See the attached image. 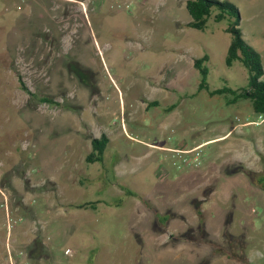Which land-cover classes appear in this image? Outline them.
Wrapping results in <instances>:
<instances>
[{"label":"rangeland","instance_id":"obj_1","mask_svg":"<svg viewBox=\"0 0 264 264\" xmlns=\"http://www.w3.org/2000/svg\"><path fill=\"white\" fill-rule=\"evenodd\" d=\"M229 2L264 63V0ZM186 3L0 0V226L22 217L0 232V264H264V122L249 101L197 91L204 55L211 89L249 73L226 63L229 21L192 29ZM152 96L160 113L145 110ZM176 103L170 143L204 157L184 175L149 127ZM103 134L104 161L86 162Z\"/></svg>","mask_w":264,"mask_h":264},{"label":"trees","instance_id":"obj_2","mask_svg":"<svg viewBox=\"0 0 264 264\" xmlns=\"http://www.w3.org/2000/svg\"><path fill=\"white\" fill-rule=\"evenodd\" d=\"M186 7L192 20L187 24L192 29L203 31L207 29L210 19L215 22L229 21L227 32L232 36L230 48L227 52L226 63L229 68L233 67L236 62H241L249 73V83L247 86L232 89L227 86L211 89L209 86V55H204L194 62V68L201 75V82L198 85V92L207 91L210 96H226L229 101L228 105L236 104L241 100L251 102V107L255 114L264 115V63L262 55L251 46L243 37L242 29L240 27L241 16L239 8L229 2V0H187ZM21 87L29 95L38 97L31 92L22 80H20ZM49 105H60V102L50 97H41L39 99ZM160 106L159 101L148 102V107ZM178 107V103L171 104L167 107L165 112H174ZM92 151L86 157L88 163H101L104 161V155L110 144V138L107 134L101 137H94L91 140ZM259 183L264 188V178H259ZM126 194L136 197L137 195L132 190H127ZM97 203H84L73 205L78 209L97 208Z\"/></svg>","mask_w":264,"mask_h":264},{"label":"crops","instance_id":"obj_3","mask_svg":"<svg viewBox=\"0 0 264 264\" xmlns=\"http://www.w3.org/2000/svg\"><path fill=\"white\" fill-rule=\"evenodd\" d=\"M178 69H180V68L177 66V71H178ZM200 82H199V84H200ZM168 86H171V85L168 84ZM152 101H159V103L161 102L159 99H155L154 96H152L151 100L146 101L145 110H148V113H152V109H153L155 112L160 113V111L163 110V106L161 105V103H160V106H158V107H154V108L153 107H148V102H152ZM179 112L180 111H179V109L177 107V109L174 112L169 113L168 116L166 118H164V119H160L159 116L155 117L154 119L150 118L149 121L151 122V125L149 127H151V129H152L154 139L158 140V143L160 144V145H158L159 147H162V148H170L171 147L172 148V146H174V144L170 143L171 141H170L169 135L171 134V132L173 130L177 131L178 129H180L183 126L182 122L185 121L183 116L178 115ZM179 139H181V136H179L178 140ZM202 142L205 143V142H208V141H200L198 143L201 144ZM157 163H159L158 159L156 160V164ZM59 165L60 166L62 165V161H61V163ZM179 174L180 175H184V174H181V173H179ZM180 175H178V176H180ZM9 214L12 216V214L10 212H9ZM5 218H6V216L5 217L2 216V225L0 226V232H2L5 229ZM15 218H22V217H15ZM3 222H4V225H3ZM21 229H22L21 232H20L21 235L22 234H27V230L30 229V230L33 231L34 226H32V225H26V226H23V227L21 226ZM37 238H35L33 241L30 240L28 243H25L24 244L25 247L30 246L31 244H33L37 240Z\"/></svg>","mask_w":264,"mask_h":264},{"label":"built area","instance_id":"obj_4","mask_svg":"<svg viewBox=\"0 0 264 264\" xmlns=\"http://www.w3.org/2000/svg\"><path fill=\"white\" fill-rule=\"evenodd\" d=\"M262 122H264V115L259 114L258 120H256L255 122H252V124L260 125ZM153 147L159 148V150H162V151H167L168 157L164 158V160L168 162V164L172 163V165L177 169L179 173H183L184 171H187V170L191 171L193 169L199 168L203 164L204 157L202 154V146L194 148L192 150H189L185 148L184 145H179V144L173 146L172 148L171 147L162 148V147H158L154 145ZM166 165L165 164L161 165L162 174L168 172L167 169H165ZM21 221H22V218H15V217H12L10 214H7L5 218V228L8 231H11ZM69 253L70 251L67 252V254Z\"/></svg>","mask_w":264,"mask_h":264}]
</instances>
